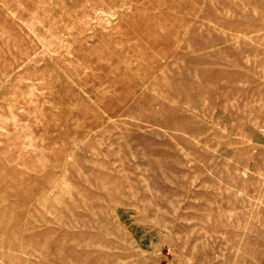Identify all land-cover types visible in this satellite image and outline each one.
<instances>
[{
	"label": "rangeland",
	"instance_id": "obj_1",
	"mask_svg": "<svg viewBox=\"0 0 264 264\" xmlns=\"http://www.w3.org/2000/svg\"><path fill=\"white\" fill-rule=\"evenodd\" d=\"M0 264H264V0H0Z\"/></svg>",
	"mask_w": 264,
	"mask_h": 264
}]
</instances>
